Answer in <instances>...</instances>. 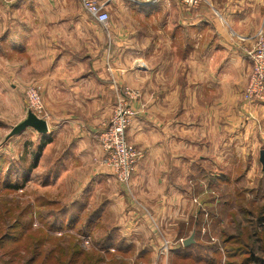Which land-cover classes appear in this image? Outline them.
I'll list each match as a JSON object with an SVG mask.
<instances>
[{"label": "crops", "instance_id": "crops-1", "mask_svg": "<svg viewBox=\"0 0 264 264\" xmlns=\"http://www.w3.org/2000/svg\"><path fill=\"white\" fill-rule=\"evenodd\" d=\"M61 1L66 0H0V32L13 28V52L0 48L1 63L15 53L16 71L25 72L26 81L43 83L52 114L47 134L33 128L19 134L31 136L29 150L22 152L33 154L30 170L52 144L55 149L66 144L70 154L102 153L94 134L104 112L118 105L125 85L137 91L139 97L129 101L134 113L127 137L143 147L145 156L128 184H111L116 178L108 176L109 185L100 177L94 192L96 197L99 188L110 192L101 216L137 247V255L151 256L147 264H157L165 240H185L184 227L197 222L195 189L185 181L199 167L193 166L194 155L260 154L264 149V102L255 121L242 95L251 72L246 50L264 24V0H202L196 7L117 0L110 5L117 22L108 28L117 34L112 55L117 68L111 73L98 30L97 55L82 57L90 68L71 71L80 61L71 53V41L78 30H87V13ZM134 15L143 19L142 37V27L131 25ZM183 160L189 161L185 165ZM177 246L170 244L158 264H168Z\"/></svg>", "mask_w": 264, "mask_h": 264}, {"label": "rangeland", "instance_id": "rangeland-1", "mask_svg": "<svg viewBox=\"0 0 264 264\" xmlns=\"http://www.w3.org/2000/svg\"><path fill=\"white\" fill-rule=\"evenodd\" d=\"M174 1L182 2L181 0L165 2L170 5ZM59 5L75 8L74 10L77 8L81 10L82 7L80 0L61 1ZM116 18V14H111L110 25L111 21L117 22ZM93 20L87 14V30L82 28L74 34L70 49L73 57L80 61L73 63L76 69H71V71L78 73L90 68L88 62L82 60V57L85 59L86 55H97L94 42L99 39L95 33V30H98L103 39L104 53L107 57L106 61H108L105 65L106 70L111 73L113 69L117 68L112 61V55H115L113 44L117 34L113 29H106ZM142 20L136 15L131 20V25L134 28L142 27L138 28V32H141L138 33L139 37H142L143 33L144 22ZM12 34L13 28L3 33L0 32V48L7 52H13L11 51L13 46L10 38ZM1 53L5 55L3 52ZM135 53L137 56L140 55V52ZM100 55H102L101 52L98 56ZM3 57L4 60L8 59V62L3 64L0 59V73H2V78L0 76V264H18L21 259L24 260V258L32 256L33 250L37 248L41 254H39L40 258L37 256L35 264L42 261L44 264H58L60 261L66 263L72 257L71 252L80 249L84 253L83 257L99 255L102 258L99 264H147L153 262L151 256H138V249L135 246H132L124 255L117 251L116 245L102 248L100 244L104 241L106 234L111 229H115L106 215H100L93 223H88V216L101 208L104 201L108 202L105 199L110 196L108 190L102 191L99 188L96 197L94 192V189L97 188L94 186L96 180L99 181V178L102 177L107 182V177L113 176L116 180H113L114 183L110 181L111 184L116 185L122 182L104 165L105 153L99 140L102 132L109 128L111 120L116 115L115 108L112 111L104 112V118L96 129L98 131L94 134L98 138L102 153L70 154L69 148L66 149V144H62L58 149H55L52 144L45 148L39 162H36L37 165L30 170V166L35 162L33 154L29 152L23 154L22 151L27 148L29 150L26 142L31 139V136L25 135V133L18 137L8 138L7 136L15 125L27 118L30 110L36 113L35 110H32L34 108H32L28 96V89L32 84H38L41 87L43 109L42 116L39 117L48 120L52 114L47 108L43 83L37 80L26 81L22 78L25 72L18 74L16 67L13 66L17 63L15 53ZM126 62L127 60L122 67L126 65ZM82 65L85 66L84 70H80ZM3 66L9 67V71L3 70ZM28 69L26 68V72L30 75ZM4 75H6L5 79H3ZM262 102L264 99H259L253 106H250L244 101V105L248 106L247 108L251 112L250 116L254 114L253 119L257 118L258 108ZM77 113L84 116L83 112L77 111ZM261 114L264 116L263 111ZM257 116L259 117V114ZM88 117V122L94 124L93 118ZM81 119L85 120L86 118ZM262 122L264 123V121ZM128 141L131 142L129 139ZM131 143L138 146L145 154L142 146ZM262 145L264 148V141ZM36 146L37 144L34 148ZM71 157L75 161L71 162L69 160ZM193 159H195L193 166L199 167L192 176L186 175L185 181L189 180L191 188L195 189L193 201L199 210L196 214L201 217V225L196 226V223L190 221L184 227V235L188 238L194 233L195 243L217 245L219 254L214 255L216 258L214 263L227 264L229 256H227L226 243L223 239L227 235H236L245 228L253 231L251 223L256 220L253 215L264 210V168L260 161V154H200V157L195 154ZM186 161L183 160L185 165ZM196 162H199V165ZM65 170H69L71 173L68 171L63 174ZM109 171L111 175L108 173ZM222 174H225L229 180L218 181L215 176ZM107 184L109 183L107 182ZM65 206L66 211L63 209ZM206 213H208V221ZM71 214L72 218H70ZM53 222L55 223L53 224ZM205 225H209V230L206 233L202 230ZM116 231L118 234V229ZM258 232L263 237L264 244V228L258 227ZM212 237L216 239L213 240ZM181 240L165 241L172 245H179ZM160 254L157 256V264L159 259L166 257V254ZM229 259L234 264H244L241 257ZM173 263L188 264V261L169 257L168 264Z\"/></svg>", "mask_w": 264, "mask_h": 264}, {"label": "built area", "instance_id": "built-area-1", "mask_svg": "<svg viewBox=\"0 0 264 264\" xmlns=\"http://www.w3.org/2000/svg\"><path fill=\"white\" fill-rule=\"evenodd\" d=\"M117 0H80L82 8L97 23L108 29L111 20L110 5ZM139 5H153L169 0H124ZM184 4L192 7L198 6L202 0H181ZM247 56L251 62V72L243 90L245 104L253 106L259 100L264 99V24L257 32L253 45L246 50ZM121 100L115 107L116 115L111 120L110 126L100 135V143L104 150L103 163L112 174L119 180L128 184L132 175L136 171L139 162L143 159L144 153L128 141L126 130L130 125L132 111L129 101L139 97L137 91L126 86L121 88ZM28 96L31 102L32 110L42 116V96L41 87L38 84H32L28 89ZM208 221V213H206ZM208 223V222H207ZM203 232L209 230V225L203 226ZM215 240V237H212ZM183 243V239L181 240ZM169 245L165 241L160 253L168 252ZM160 254V255H161Z\"/></svg>", "mask_w": 264, "mask_h": 264}, {"label": "trees", "instance_id": "trees-1", "mask_svg": "<svg viewBox=\"0 0 264 264\" xmlns=\"http://www.w3.org/2000/svg\"><path fill=\"white\" fill-rule=\"evenodd\" d=\"M218 181H228L229 178L225 176V174L215 176ZM211 185L212 183L209 182ZM254 202V201H252ZM103 210V207H101ZM98 208L95 212L88 216V223H93L101 214L102 210ZM64 211H66V206L63 207ZM72 214L70 218H72ZM253 217L256 219L255 222L251 223L253 226V231L248 228L242 229L236 235H227L223 241L226 243V252L229 258L241 257L243 259V263H253V264H263L264 258V244L263 237L260 236L258 232V227L264 228V210H261L260 213L254 214ZM201 217L197 216V225H201L200 221ZM55 222H53L54 224ZM54 226L52 225V228ZM18 237V236H17ZM262 241V243H261ZM230 243V245H229ZM38 245V244H37ZM102 248H106L109 245H116L117 251L124 255L131 247L132 244L128 243L127 240L121 236V234H117L116 228L111 229L106 236L104 237V241L100 244ZM229 245V246H228ZM219 249L217 245L213 244L211 246L205 245L201 242H196L189 246H184L182 243L179 246L174 247L170 250V257L179 258L181 261H188V264H215L216 258L215 254H219ZM144 252L139 253L138 256L147 257L149 255L143 254ZM261 253V254H260ZM41 252L39 248L33 250L32 256L28 258H23L21 256V261L18 264H35V260L38 256L40 258ZM84 254L81 249L74 250L71 252V259L66 261V263H62L60 261L58 264H99L102 261V258L98 256H82ZM51 257V256H50ZM228 258L227 264H234L232 260ZM54 261V260H53ZM13 262V261H12ZM11 262V263H12ZM223 263V262H222ZM38 264H44L43 261ZM174 264V263H173ZM226 264V263H225Z\"/></svg>", "mask_w": 264, "mask_h": 264}, {"label": "water", "instance_id": "water-1", "mask_svg": "<svg viewBox=\"0 0 264 264\" xmlns=\"http://www.w3.org/2000/svg\"><path fill=\"white\" fill-rule=\"evenodd\" d=\"M28 128H33L41 134H47L49 132V125L46 119L39 117L33 111L28 112V116L25 120L15 125L11 132L8 134V138L23 133ZM260 161L264 168V149L260 152ZM195 242V234L192 233L188 238L183 241L184 246H189Z\"/></svg>", "mask_w": 264, "mask_h": 264}]
</instances>
